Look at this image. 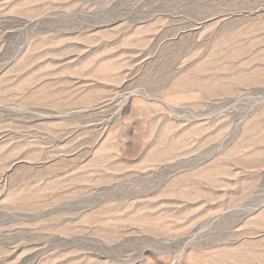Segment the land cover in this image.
I'll use <instances>...</instances> for the list:
<instances>
[{
    "label": "rangeland",
    "instance_id": "obj_1",
    "mask_svg": "<svg viewBox=\"0 0 264 264\" xmlns=\"http://www.w3.org/2000/svg\"><path fill=\"white\" fill-rule=\"evenodd\" d=\"M0 264H264V0H0Z\"/></svg>",
    "mask_w": 264,
    "mask_h": 264
}]
</instances>
